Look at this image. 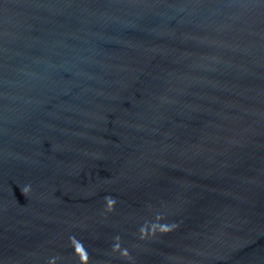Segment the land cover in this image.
I'll return each instance as SVG.
<instances>
[{
    "label": "water",
    "instance_id": "obj_1",
    "mask_svg": "<svg viewBox=\"0 0 264 264\" xmlns=\"http://www.w3.org/2000/svg\"><path fill=\"white\" fill-rule=\"evenodd\" d=\"M0 264H264V0H0Z\"/></svg>",
    "mask_w": 264,
    "mask_h": 264
}]
</instances>
